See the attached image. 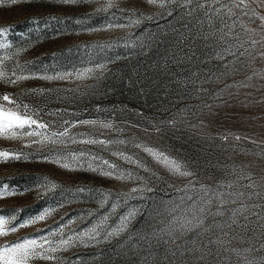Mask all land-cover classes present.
<instances>
[{"label":"rangeland","instance_id":"1","mask_svg":"<svg viewBox=\"0 0 264 264\" xmlns=\"http://www.w3.org/2000/svg\"><path fill=\"white\" fill-rule=\"evenodd\" d=\"M113 3L114 7L101 12L97 9L107 0L68 4L63 0H17L15 4L0 0V27L7 29L0 35V45H7L0 47V68L7 77L13 70L30 77L17 84L0 79V96L10 95L37 111L39 115L34 118L49 124L48 129L40 130L46 135L68 127L65 121H95L76 124L70 134L77 140L114 141L105 147L70 141L33 143L43 137L22 133L16 138L0 135V152H9V157H0V185L12 192L0 196V216L8 221L5 231L16 227V231L0 236V245L41 236L59 240L60 229L66 237L101 221L110 230L119 224L121 216L135 211L120 235L104 239L102 231L96 240L84 237V243L77 240L74 247L58 250L57 260L35 257L30 264H244V257L252 264H264V60H253L247 52L241 56L244 48H239V43L250 37L260 38L245 30L257 29L260 21L251 22L241 15L234 29L239 33V43L228 39L236 56L220 60L216 53L226 45L218 42L217 27L223 25L215 18L209 24L203 9L189 14L195 0L188 8L182 6L183 0L166 8L150 5L147 0ZM130 20L139 23L108 27L128 25ZM244 47L253 51L248 43ZM259 50L257 46L255 51ZM98 65H106L103 74L86 79H76L75 75L68 79L41 78ZM254 72L260 75L254 76ZM173 119L176 123L170 125L168 121ZM101 123L114 127L105 129ZM223 136L228 139L222 140ZM236 136L241 139L236 140ZM121 140L127 143H119ZM144 146L181 163L194 177L172 174L145 152ZM121 152L145 167L128 163L118 155ZM81 153L90 155L81 157ZM93 157L117 168L112 170ZM65 163L68 168L62 166ZM90 164L97 170L92 171ZM108 171L113 175L103 174ZM128 173L132 178H115ZM248 175L260 196H246L242 202L249 205L250 212L259 213L260 219L251 216L249 230L231 231L224 237L230 243L207 244L209 238L222 236L220 229L199 240L189 233L177 240L178 248L164 242L167 236L163 240L152 236L160 226L157 213H163L169 201H178L182 193L177 189L189 180L241 185L250 182L243 178ZM49 181L57 187L42 186ZM81 188L83 192L77 191ZM133 188L143 191L132 192ZM234 190L253 192L238 187ZM240 204L237 201L228 208ZM46 210L50 214L43 220L27 223ZM210 223L211 218L206 224ZM53 231L55 236L50 235ZM233 248L252 250L237 256L230 250Z\"/></svg>","mask_w":264,"mask_h":264},{"label":"snow or ice","instance_id":"2","mask_svg":"<svg viewBox=\"0 0 264 264\" xmlns=\"http://www.w3.org/2000/svg\"><path fill=\"white\" fill-rule=\"evenodd\" d=\"M11 2L15 4L17 0H11ZM77 2L78 0H63V3L66 4ZM147 3L160 8H166L170 4H175L176 0H147ZM193 3L194 0H183L182 6L188 8L193 5ZM112 7H114L113 0H107V4L97 9V11L106 12ZM196 9L204 10V14L208 17L209 24H212L213 18H215L223 25L222 28L217 27V40L218 42H222L226 45L216 53V58L220 60H224L226 56L229 55L236 56V52L232 50L233 45L228 44V39H235L239 43V33H236L234 29L236 22L240 19V16H247L251 22L259 20L260 24L257 29L245 28V30L259 35L260 38L253 39L250 37L249 41L239 43V48H244V52H240L241 56L247 52L253 60H264V0H229L228 3H223L222 0H195V7L190 8L189 14L196 11ZM169 15H171V12H169ZM233 17L236 19L233 20ZM229 21H231V23ZM137 23H139V20H130L128 25L116 24L109 25L108 27H126ZM241 27L244 28L245 26L241 24ZM6 32V28L0 27V35H4ZM245 43H248L253 51L257 49V46H259V49L261 50L255 51V55H253V51L244 47ZM0 47H7V45H0ZM2 64L3 61L0 60V65ZM104 70H106V65H98L96 68H85L75 73H63L41 78L48 80L68 79L75 75L76 79H86L97 73L102 75ZM21 71H23V69H21ZM253 75L259 76L260 73L254 72ZM28 78L30 77L22 74L18 75L15 70L12 71L11 77H7L3 69L0 68V79H6L8 83L17 84L19 81ZM261 78L264 79V77ZM248 79L251 80L252 77H248ZM226 87L230 89L233 85H226ZM243 87H248V85L244 84ZM40 91L42 92L43 90ZM198 91H207V89H198ZM3 102H6V104ZM38 115L39 113L37 111L32 110L28 105L20 104L14 97L7 94L0 96V135L8 134V138H16L17 133H22L26 137H43L42 140H33V143H45L47 141H51L54 144L57 142L60 144H66L70 141L72 143L100 144L105 147L114 143L112 140L98 138L77 140V138L70 134V128L75 127L76 124H95V121H77L72 124L65 121V124L68 125V127L63 128L61 131L52 132L50 135H46L45 132L40 130L48 129L49 124L43 120L34 118L38 117ZM168 123L170 125H175L176 121L173 119L168 121ZM100 126L105 129H112L114 127L111 123H101ZM156 130L159 131V128ZM221 139L226 141L228 137L223 136ZM235 139L240 140L241 137L236 136ZM245 139L250 138L246 137ZM252 142L256 143V141ZM119 143L125 144L127 141L121 140ZM137 147H141V145H137ZM144 151L152 155L174 175L181 177H194L195 175L193 172L187 170L184 165L169 158V156L163 152L156 151L147 146H144ZM85 155L90 154H80L81 157H84ZM118 155L124 158L128 163L139 167H145L139 160L134 159L133 156L127 155L123 152L118 153ZM0 157H9V152H0ZM13 158L19 157L14 156ZM93 160H101L103 165L108 166V168L112 170L117 168L116 165L110 164L109 161L103 160L100 157H93ZM62 166L64 168L69 167L66 163ZM89 168H91L92 171L97 170L96 168H92L91 164L89 165ZM147 170L148 169L145 168V171ZM103 174L111 176L113 175V171L104 172ZM115 178H132V174L128 173L127 176L120 174ZM243 178L248 179L250 182L248 184L236 185L235 182L229 181L227 183L217 182L215 185H206L195 179L189 180L182 188L177 189L178 192L182 193V195L179 196L178 201H169L168 205L165 206L164 212L157 213V215L161 217L157 222L160 226L158 229L153 231L152 236L156 237L158 240H163L164 237L167 236L168 240H165V243L171 242L176 244L177 240L187 236L189 233H194L197 240H199L209 231L220 229L222 231V236L217 235L215 239L209 238L207 240V244H218L224 246L230 243V241L224 239V237H228L231 231L235 228L245 231L249 230L251 216H256L257 219H260L259 213L250 212L249 205L242 202L243 198L246 196L248 199H251L253 195L257 197L260 196V193L255 191L257 185L252 181L251 175ZM42 186L51 189L57 187L56 184L50 181ZM237 187L243 189H253V192L247 193L245 191L234 190ZM261 187H264V184H262ZM0 188H3V191H0V196L12 194V192L8 190L7 186L0 185ZM230 189H232V191H229ZM147 190L152 191L150 188ZM77 191L83 192L84 189H77ZM137 191H143V189H132V192ZM237 201H241L240 207L231 209L228 208L229 204H235ZM252 207L258 206L252 205ZM114 208L115 205H113V209ZM49 214L50 213L46 210L40 216L27 221V223L31 224L43 220L45 216ZM135 215L136 212L132 211L127 215L121 216L119 224L115 227H111L110 230H107V226L104 221H101L91 229L85 230L82 233L67 235L66 237L63 234V229H60L59 233L61 238L59 240H52L49 239L48 236H41L39 238H26L20 242L5 243L0 245V264H30V261L35 257H40L49 261L57 260L58 257L55 253L58 250H66L68 247H74L77 240H79L80 243H84V237H87L89 241L96 240L97 237L101 236L102 231L104 232V239L120 235L126 230L130 220L133 219ZM209 218L212 219V223L206 224ZM104 220H107V217H105ZM6 223H8V221H6L5 217L0 216V236L7 235L8 231H16L15 226H12L5 231L4 226ZM225 228L228 229V231H224ZM56 234L57 233L55 231L50 233L52 236H55ZM176 246L178 248L179 244H176ZM228 250V248H225V251ZM230 250L236 253L237 256H241L242 252H249L252 249L249 248L240 250L233 248ZM244 264H252V262L244 257Z\"/></svg>","mask_w":264,"mask_h":264}]
</instances>
